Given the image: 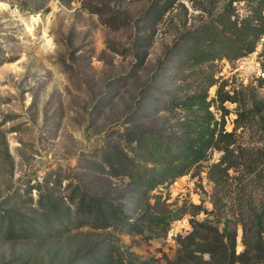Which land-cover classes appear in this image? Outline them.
I'll return each instance as SVG.
<instances>
[{"label":"rangeland","instance_id":"obj_1","mask_svg":"<svg viewBox=\"0 0 264 264\" xmlns=\"http://www.w3.org/2000/svg\"><path fill=\"white\" fill-rule=\"evenodd\" d=\"M168 2L0 0V264H175L192 219L235 230L244 250L242 225L251 229L264 208V36L245 58L183 66L175 45L229 0ZM202 88L235 134L237 167L217 185L209 172L223 154L211 151L148 192L143 208L132 205L141 191L121 174L144 163L123 135L178 133L183 114L159 101ZM219 89L236 100L224 112ZM82 194L121 209L124 223L78 213ZM146 214L179 217L164 230L144 225Z\"/></svg>","mask_w":264,"mask_h":264},{"label":"trees","instance_id":"obj_2","mask_svg":"<svg viewBox=\"0 0 264 264\" xmlns=\"http://www.w3.org/2000/svg\"><path fill=\"white\" fill-rule=\"evenodd\" d=\"M235 3L245 4L247 13L241 15ZM168 0H163L166 9ZM264 36V0H229L222 12L209 16L199 26L185 33L183 40L173 49L174 56L181 58L183 66H200L216 60H237L245 58L256 51ZM264 73V58L261 62ZM210 83L208 87H211ZM217 102L219 110H225V103H236L234 97L219 89ZM164 105L162 111H180L183 118L177 123L178 133L155 132L149 129H130L123 135L130 145V155L143 157L142 170L130 163L123 169V174L141 191L139 198L132 205L143 208L147 193L162 184H171L177 178L187 175L192 169L208 159L211 151L222 153L221 160L210 168V179L217 185L225 182L229 172L238 165V157L232 146L236 143L235 134L226 132L225 116L218 120L212 108L214 101L209 100L207 89L183 96L168 97L160 100ZM252 110V115L262 112ZM250 114V113H248ZM247 113H239L246 118ZM143 155V156H142ZM127 158V156H126ZM118 170V169H117ZM112 172V175H119ZM75 205V201H73ZM78 213L94 217L111 227L116 222L124 223L126 216L121 209L106 205L102 200L82 194L76 204ZM150 205L147 204V208ZM115 217L118 220H115ZM174 217L146 214L142 218L144 225L149 224L168 230ZM115 221V222H114ZM253 229L242 225L244 250L237 253V232L220 228L211 220L190 222L191 232L177 240L179 251L175 264H264V208L251 221ZM129 233L138 231L142 226L134 224ZM133 228H138L134 230ZM140 231V230H139ZM142 231V230H141ZM93 263L91 264H94ZM105 264H117L113 257L104 260ZM118 264H124L121 261Z\"/></svg>","mask_w":264,"mask_h":264},{"label":"clouds","instance_id":"obj_3","mask_svg":"<svg viewBox=\"0 0 264 264\" xmlns=\"http://www.w3.org/2000/svg\"><path fill=\"white\" fill-rule=\"evenodd\" d=\"M7 7V5H5V4H0V8H6Z\"/></svg>","mask_w":264,"mask_h":264}]
</instances>
